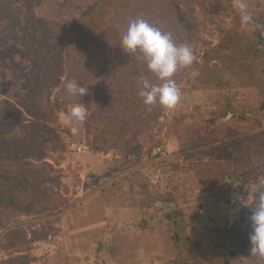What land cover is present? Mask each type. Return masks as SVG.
Listing matches in <instances>:
<instances>
[{
  "label": "rangeland",
  "instance_id": "rangeland-1",
  "mask_svg": "<svg viewBox=\"0 0 264 264\" xmlns=\"http://www.w3.org/2000/svg\"><path fill=\"white\" fill-rule=\"evenodd\" d=\"M239 2L0 0V153L10 144L27 189L52 197L0 214V264H264L238 202L264 177V0H243L255 27ZM138 18L194 50L171 110L144 105L142 80L160 82L119 47ZM32 74L52 86L37 100ZM69 81L87 87L83 123L67 119Z\"/></svg>",
  "mask_w": 264,
  "mask_h": 264
},
{
  "label": "clouds",
  "instance_id": "clouds-1",
  "mask_svg": "<svg viewBox=\"0 0 264 264\" xmlns=\"http://www.w3.org/2000/svg\"><path fill=\"white\" fill-rule=\"evenodd\" d=\"M238 8L241 23L255 27L252 15L247 11L243 0L238 3ZM119 47L126 54L139 53L147 72L160 82L153 84L147 78L142 80L138 95L144 105L150 108L158 104L163 109H173L180 99V91L173 77L178 70L193 64L196 58L193 48L187 44H177L170 33L162 32L143 18L129 22L121 36ZM65 88L71 96L78 99L67 114L68 121L83 123L87 119L88 109L79 100L87 94V87H81L76 81H69ZM246 192L247 197H238V202L242 207L251 210L249 252L264 259V177H258Z\"/></svg>",
  "mask_w": 264,
  "mask_h": 264
},
{
  "label": "trees",
  "instance_id": "trees-1",
  "mask_svg": "<svg viewBox=\"0 0 264 264\" xmlns=\"http://www.w3.org/2000/svg\"><path fill=\"white\" fill-rule=\"evenodd\" d=\"M147 14H149L150 16L152 15V12L149 8V10L146 12ZM36 26H40L39 24L32 26L31 29L35 30ZM45 26H40V28L43 30ZM46 28V27H45ZM7 32H11L10 30L7 29ZM64 34V33H62ZM93 34V33H91ZM122 32L120 34V37L122 36ZM116 35V34H115ZM1 36V33H0ZM110 37V36H109ZM1 38V37H0ZM12 43V42H11ZM61 45L63 43L62 39H60L59 42ZM1 44H5V43H1ZM45 44H49V42L45 43ZM55 42L51 43L52 45V50L54 51V55H55V61L56 64L55 65H59V66H63L65 64V68L68 71L67 76H71V72L74 75H79L76 70L78 69L80 72V76L83 74V70H81V68L77 67V62H79V65L82 64L79 60H76V58L67 55V54H62L63 50H60L57 46L54 45ZM45 48L50 49L49 46H45L43 45ZM77 46V45H75ZM81 45H78L77 49L80 48ZM83 48V46H82ZM82 52H80V58H83L85 55H81ZM39 58L38 61H36V65L39 64V60L41 61V63L43 61H46V57L47 55H43V51L40 53H37ZM67 58L72 59L74 62V65H71L69 60H67ZM88 59V57H85L84 63L89 62L86 61ZM91 59V58H90ZM86 61V62H85ZM84 67V66H83ZM40 70V69H39ZM37 70V71H39ZM43 70V69H42ZM42 70L39 71V74L42 73ZM49 70V69H48ZM38 74V75H39ZM35 74H32V76L34 77L33 79V86L31 85V92H32V100H37L40 96H42V94L44 95V91L43 90H51L52 86L51 85H47L44 82L40 83L39 79H37V77L34 76ZM71 78V77H70ZM79 79L76 76V80ZM83 79V78H82ZM84 80V79H83ZM88 93V92H87ZM31 110L30 112H32V117L38 120H47L48 117H46V114H43L40 112L39 106L36 104L34 105V102L31 103ZM4 152V151H3ZM22 169L18 166L17 161L14 159V155L12 153V149L10 147V144L6 150V152L0 153V214H3V212L7 213L8 217H16V216H20V215H26L31 213V208L32 206H34V204H36V200L38 198L42 199V201H45L47 203H51L52 201V197H50L47 192L44 193V191H37L36 193H34V191H29L28 186L30 184V182L32 180H34L33 178L30 177L29 172H31V170L28 171V174H24L21 173ZM31 174V173H30ZM26 192V194H25ZM38 202L39 199H38ZM42 202L39 203V206Z\"/></svg>",
  "mask_w": 264,
  "mask_h": 264
}]
</instances>
